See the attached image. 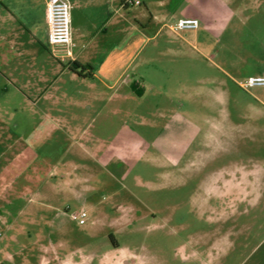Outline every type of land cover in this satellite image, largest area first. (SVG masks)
<instances>
[{
  "label": "rangeland",
  "instance_id": "374dc122",
  "mask_svg": "<svg viewBox=\"0 0 264 264\" xmlns=\"http://www.w3.org/2000/svg\"><path fill=\"white\" fill-rule=\"evenodd\" d=\"M148 1L130 3L199 27L152 24L102 99L74 83L56 105L5 104L8 137L27 140V171H41L15 205L24 246L0 264H264V87L246 86L264 75V0ZM51 185L46 201L66 215L48 224L29 213ZM81 209L85 224L68 216Z\"/></svg>",
  "mask_w": 264,
  "mask_h": 264
},
{
  "label": "crops",
  "instance_id": "0c3cea01",
  "mask_svg": "<svg viewBox=\"0 0 264 264\" xmlns=\"http://www.w3.org/2000/svg\"><path fill=\"white\" fill-rule=\"evenodd\" d=\"M68 1L72 15V58H64L62 47L48 44L45 0H0V118L4 116L5 104H16L10 107L12 110L22 103L37 107L45 101L56 105L68 94L61 87L74 83L82 84L86 89L79 93H83L79 97L84 96L88 102L102 99V87L116 89L134 65L145 44L138 46L139 39L149 38L145 32L152 24H160L159 31L167 26L173 29L172 22L186 17H176L170 11L152 13L148 6L149 16L137 14L129 0L122 3L110 0L107 21L102 23V0ZM155 2L162 7L170 4V0ZM148 3L154 2L149 0ZM145 20L148 25H145ZM108 32L111 41L102 45V33ZM73 63L91 65L93 76L77 75L70 69ZM8 111L11 110H6V114ZM6 129L5 121L0 119V225L6 228V232L0 234V250L4 251L24 246L12 230L27 212L15 205L25 194L26 184L39 181L41 171L37 166L29 167L31 173L27 171L22 153L27 140L19 136L8 137ZM39 136L38 130L34 140H40ZM51 186L48 193L37 189L36 196L42 200L43 208L29 213L30 216L39 215L40 221L48 224L66 215L56 212V208L46 201L53 200L54 185ZM6 254L12 257L10 252ZM72 263L69 260L61 262Z\"/></svg>",
  "mask_w": 264,
  "mask_h": 264
},
{
  "label": "built area",
  "instance_id": "2783aa9c",
  "mask_svg": "<svg viewBox=\"0 0 264 264\" xmlns=\"http://www.w3.org/2000/svg\"><path fill=\"white\" fill-rule=\"evenodd\" d=\"M46 19L48 23V44L59 46L64 49V58H72L74 55V44L72 40V15L71 5L68 0H45ZM130 2L132 0H129ZM197 19H180L174 30L197 29ZM247 87L263 86L264 75L250 77L246 83ZM69 218L85 224L87 212L84 209L69 213Z\"/></svg>",
  "mask_w": 264,
  "mask_h": 264
},
{
  "label": "trees",
  "instance_id": "16d2710c",
  "mask_svg": "<svg viewBox=\"0 0 264 264\" xmlns=\"http://www.w3.org/2000/svg\"><path fill=\"white\" fill-rule=\"evenodd\" d=\"M70 69L81 77L91 78L93 76V67L89 64L73 63Z\"/></svg>",
  "mask_w": 264,
  "mask_h": 264
}]
</instances>
